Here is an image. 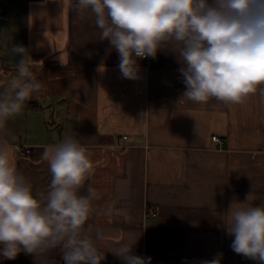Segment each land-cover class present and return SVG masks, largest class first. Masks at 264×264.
Segmentation results:
<instances>
[{
	"label": "crops",
	"instance_id": "obj_1",
	"mask_svg": "<svg viewBox=\"0 0 264 264\" xmlns=\"http://www.w3.org/2000/svg\"><path fill=\"white\" fill-rule=\"evenodd\" d=\"M74 7L75 0H0V93L16 76L14 44L29 49L43 84L0 133L33 193H46L52 179L44 148L75 134L93 162L81 194L91 186L100 197L84 232L105 253L101 264H124L111 252L121 243L151 264H201L218 253L221 264H257L231 249L224 214L250 192L252 203L264 201V102L182 99L171 44L138 61L137 80L125 79L94 15ZM57 262L64 264L60 249L0 257V264Z\"/></svg>",
	"mask_w": 264,
	"mask_h": 264
},
{
	"label": "clouds",
	"instance_id": "obj_2",
	"mask_svg": "<svg viewBox=\"0 0 264 264\" xmlns=\"http://www.w3.org/2000/svg\"><path fill=\"white\" fill-rule=\"evenodd\" d=\"M74 11L94 15L99 39L118 53L125 79L137 80L138 61L155 59L171 44L179 49L182 99L243 104L258 95L264 102V0H75ZM11 52L19 59L16 76L0 93L3 134L6 123L43 89L29 49L14 44ZM42 159L52 179L46 193L34 194L17 170L13 148L0 140V257L14 260L20 252L44 256L60 249L64 264H101L105 253L84 232L95 211L93 201L100 198L91 186L81 194L94 171L89 149L74 134L46 146ZM252 200L253 192L245 201L234 199L224 225L234 237L235 253L264 264V201L256 205ZM95 239L103 235L98 232ZM133 246L121 243L111 252L124 264H151V257L133 254ZM222 256L201 264H221Z\"/></svg>",
	"mask_w": 264,
	"mask_h": 264
},
{
	"label": "built area",
	"instance_id": "obj_3",
	"mask_svg": "<svg viewBox=\"0 0 264 264\" xmlns=\"http://www.w3.org/2000/svg\"><path fill=\"white\" fill-rule=\"evenodd\" d=\"M123 138L125 139L126 136H123ZM211 138H212V140H214V141H219V139H218V137H217L216 135H213ZM25 151L28 152L29 150L26 149ZM148 212H149L151 215H155V212H154V210H152V209H149Z\"/></svg>",
	"mask_w": 264,
	"mask_h": 264
},
{
	"label": "rangeland",
	"instance_id": "obj_4",
	"mask_svg": "<svg viewBox=\"0 0 264 264\" xmlns=\"http://www.w3.org/2000/svg\"><path fill=\"white\" fill-rule=\"evenodd\" d=\"M13 77H14V75H12V77H10V78L12 79ZM47 120H48V119H46V121H47ZM52 124H53V123L49 124V126L52 125Z\"/></svg>",
	"mask_w": 264,
	"mask_h": 264
},
{
	"label": "trees",
	"instance_id": "obj_5",
	"mask_svg": "<svg viewBox=\"0 0 264 264\" xmlns=\"http://www.w3.org/2000/svg\"><path fill=\"white\" fill-rule=\"evenodd\" d=\"M55 264H58V262H57V263H55Z\"/></svg>",
	"mask_w": 264,
	"mask_h": 264
}]
</instances>
